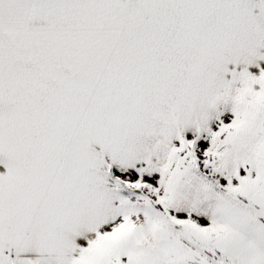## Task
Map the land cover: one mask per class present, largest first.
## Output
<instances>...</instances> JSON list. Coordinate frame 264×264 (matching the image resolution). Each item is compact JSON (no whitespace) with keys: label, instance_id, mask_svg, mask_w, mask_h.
Here are the masks:
<instances>
[{"label":"snow or ice","instance_id":"obj_1","mask_svg":"<svg viewBox=\"0 0 264 264\" xmlns=\"http://www.w3.org/2000/svg\"><path fill=\"white\" fill-rule=\"evenodd\" d=\"M0 264H264V0H0Z\"/></svg>","mask_w":264,"mask_h":264}]
</instances>
